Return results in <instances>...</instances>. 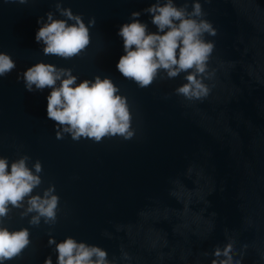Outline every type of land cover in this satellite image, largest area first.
<instances>
[{"label":"water","instance_id":"95a60500","mask_svg":"<svg viewBox=\"0 0 264 264\" xmlns=\"http://www.w3.org/2000/svg\"><path fill=\"white\" fill-rule=\"evenodd\" d=\"M56 2L0 0V52L16 62L0 77V157L11 163L27 155L30 168L39 160L43 182L33 194L55 185L60 197L54 225L42 219L32 226L33 214L21 218L23 209H12L3 226L28 228L31 244L5 264H44L48 256L57 264L50 235L57 243L72 237L100 246L109 259L119 257L123 244L131 264H211V255L200 254L230 237L238 251L248 245L242 264H264V0H200L204 18L218 31L205 35L215 42L209 67L216 73L205 81L214 85L210 95L191 104L174 93L185 73L141 89L116 68L125 54L117 33L132 22V12L157 31L143 12L155 0H62L86 24L96 20L89 46L70 60L45 56L35 40L37 20L46 21L47 12L66 19ZM38 62L71 69L77 83L111 78L127 97L135 137L57 139L55 122L47 118L51 89L29 92L22 79Z\"/></svg>","mask_w":264,"mask_h":264},{"label":"clouds","instance_id":"9594fccd","mask_svg":"<svg viewBox=\"0 0 264 264\" xmlns=\"http://www.w3.org/2000/svg\"><path fill=\"white\" fill-rule=\"evenodd\" d=\"M11 2L26 4L28 0ZM55 9L66 19L54 18L52 11L46 13V21L40 17L36 42L43 44L45 56L65 60L80 56L91 42L90 27L95 26V17L86 24L82 14L62 7V0H57ZM143 12L151 15V23L157 31L150 32L148 25L139 20L141 12L131 13L132 22L123 24L117 33L123 40L125 53L116 65L119 73L141 89L150 87L157 79H174L185 73L186 82L174 90L175 95L183 97L188 104L203 102L214 87L205 81L213 80L216 73L209 67L215 42L207 40L205 35L215 37L218 31L204 18L206 13L200 0H192L191 11L187 0L180 6L174 0H155ZM15 68L12 57L0 52V77L7 76ZM17 79L20 80L21 75ZM22 79L29 92L51 89L47 96V118L55 122L57 139L68 134L73 141L84 138L101 143L106 138L119 137L128 141L135 137L127 97L119 94L120 89L111 78L102 79L97 75L92 80L77 83L78 77L71 69L38 62L22 73ZM29 160V156L23 155L9 163L7 157H0V264L20 257L31 244L28 228L9 230L3 226L12 209H23L21 218L33 214L28 221L32 226L38 227L42 219L47 225L57 222L60 197L55 194V185H50L42 195L33 194L43 182L40 175L43 168L39 160L30 168ZM120 230L117 226V231ZM102 235L113 238L108 231ZM48 244L55 245L57 264H131L134 259L123 244L119 257L111 259L104 248L78 242L72 237L57 243L50 235ZM164 246H167L166 241ZM247 248L245 244L238 251L235 241L229 237L223 247L217 245L211 253L205 251L200 255H211V264H242ZM44 264H53L52 257L48 256Z\"/></svg>","mask_w":264,"mask_h":264}]
</instances>
